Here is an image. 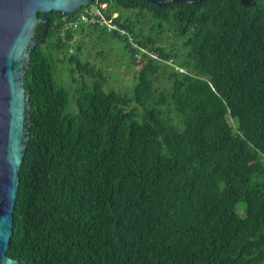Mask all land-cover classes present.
Returning <instances> with one entry per match:
<instances>
[{
    "label": "trees",
    "instance_id": "16d2710c",
    "mask_svg": "<svg viewBox=\"0 0 264 264\" xmlns=\"http://www.w3.org/2000/svg\"><path fill=\"white\" fill-rule=\"evenodd\" d=\"M96 2L120 30L80 20ZM47 20L28 54V141L6 254L20 264H264V0H90ZM91 26L139 62L129 92L106 90L81 58L76 34ZM165 31L173 47L158 43ZM55 59L77 87L56 77ZM161 76L167 90L154 87Z\"/></svg>",
    "mask_w": 264,
    "mask_h": 264
},
{
    "label": "water",
    "instance_id": "95a60500",
    "mask_svg": "<svg viewBox=\"0 0 264 264\" xmlns=\"http://www.w3.org/2000/svg\"><path fill=\"white\" fill-rule=\"evenodd\" d=\"M198 3L201 0H143ZM247 5L250 0H240ZM90 0H0V264H20L6 254L10 246L13 211L18 195L19 170L28 141L25 119L28 54L36 45V26L47 24V15L57 11L69 18Z\"/></svg>",
    "mask_w": 264,
    "mask_h": 264
},
{
    "label": "rangeland",
    "instance_id": "374dc122",
    "mask_svg": "<svg viewBox=\"0 0 264 264\" xmlns=\"http://www.w3.org/2000/svg\"><path fill=\"white\" fill-rule=\"evenodd\" d=\"M128 12L125 11L124 15ZM116 16L115 13H113ZM94 23V22H90ZM144 28L148 33V27L152 24L149 22L148 17L142 19ZM162 39H158V43L170 48L173 47L174 37L169 31H165L161 35ZM159 38V37H158ZM76 44L79 43L81 47L80 55L83 60L91 62L106 78L105 89H115L121 93H127L131 89L133 83V73L140 67L139 62L132 64L128 52L125 48V43L122 39L114 37L107 31L95 29L92 26L87 27L82 33H77L75 38ZM133 44V43H132ZM134 47L135 44H133ZM68 53L72 51L68 50ZM55 58V57H54ZM141 58L136 56L138 61ZM167 63V62H166ZM174 61L169 59V65H173ZM56 77L61 78L65 84L73 88L77 87V83H71L66 63H62L55 59ZM174 66V65H173ZM177 68L176 66H174ZM77 80H81L80 73L75 75ZM91 82V79H87ZM169 81L165 76H161L154 83V87L158 89H168ZM241 206H244L241 204Z\"/></svg>",
    "mask_w": 264,
    "mask_h": 264
},
{
    "label": "built area",
    "instance_id": "2783aa9c",
    "mask_svg": "<svg viewBox=\"0 0 264 264\" xmlns=\"http://www.w3.org/2000/svg\"><path fill=\"white\" fill-rule=\"evenodd\" d=\"M107 7L106 3H97L94 5H91L88 10L85 12L81 13L80 20L86 21V22H96L99 21L101 25H104L108 30H120L119 26H117L115 23H113L110 19H108L101 11V9H104ZM77 21L73 23H64L63 27L68 28V27H77ZM122 31V30H121ZM136 46V45H135ZM138 47V46H137ZM139 48V47H138ZM152 55V54H151ZM136 56H139L136 55ZM153 56V55H152ZM169 63V61H168Z\"/></svg>",
    "mask_w": 264,
    "mask_h": 264
}]
</instances>
